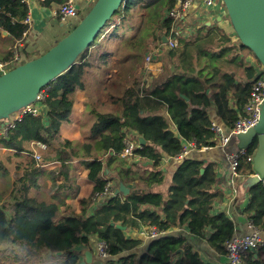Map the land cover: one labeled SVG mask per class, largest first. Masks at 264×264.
I'll use <instances>...</instances> for the list:
<instances>
[{
	"label": "trees",
	"instance_id": "16d2710c",
	"mask_svg": "<svg viewBox=\"0 0 264 264\" xmlns=\"http://www.w3.org/2000/svg\"><path fill=\"white\" fill-rule=\"evenodd\" d=\"M52 1L44 5L49 6ZM131 1L124 3L75 65L43 89L47 110L44 117L26 114L7 136L0 137V150H13L17 156L28 152L31 143L45 145L47 154L40 162L59 163V175L66 182L71 180V163L88 160L85 164L88 181L93 185L89 197L80 200L78 215L59 216V206L31 204L32 199L27 197L34 172L38 170L27 169L18 175L11 194L15 200L14 215H9L6 204L0 205V262L14 258L24 264H79L78 248L88 246L91 237L98 236L107 245L108 264H207L187 245L184 237H163L179 225L203 239L210 230V246L222 255L227 254L226 243L234 237L235 225L225 213L213 212L219 197L214 191L217 173L213 165L184 160L173 176L167 201L161 193L152 191L155 185L164 182L165 173L159 169L164 157L177 158L182 153L184 144L180 138L195 141L199 150L216 145L208 108L215 106L232 130L250 101L257 71L246 62L244 52L253 53L239 40L234 43L232 36L220 26H203L191 38L181 39L174 49L166 48L162 71L151 86L135 78L122 96L113 97L115 111H94L96 119L86 143L60 138L62 125L73 114L76 93L83 87L92 66L91 58L108 57L112 53L105 47L92 51L102 40L119 43L117 57L125 56L117 62L121 70L128 63L140 64L156 43L164 41L162 33L171 32L175 21L165 13L180 0H133L134 7L130 6ZM28 9L21 0H0V61L3 63L20 56L26 42L24 33L29 31L24 23ZM29 60L32 59L21 63ZM165 108L175 131L161 114ZM126 130L135 132L134 141L138 142L140 136L146 140L144 146L136 147L134 156L152 162L153 171H141L138 164L123 156L129 141ZM256 147L253 144L239 154L238 175L243 167L255 174L248 158L254 155ZM0 171L7 172L2 167L1 153ZM118 179L125 184L138 181L143 188L125 199L110 196L99 201L98 197L108 187L114 194L112 185ZM247 191L250 201L245 212L255 228L264 231V183H254ZM141 228L162 237L153 241L139 260L133 254L123 256L142 243L140 239L127 237V232ZM178 250L183 253L174 261ZM245 261L264 264L254 253L247 254Z\"/></svg>",
	"mask_w": 264,
	"mask_h": 264
},
{
	"label": "crops",
	"instance_id": "0c3cea01",
	"mask_svg": "<svg viewBox=\"0 0 264 264\" xmlns=\"http://www.w3.org/2000/svg\"><path fill=\"white\" fill-rule=\"evenodd\" d=\"M74 1L79 10V16L78 18H70L68 20H63L61 17L54 16L52 14L55 9L59 8L62 2L53 0L49 6H45L42 2H34L32 4L31 17L33 21L30 24V31L26 37V42L21 50L20 56H17L18 62L21 63L26 59H34L47 52L60 39H62L75 24L78 23L81 16L85 14V11L89 8L90 2L93 0ZM167 13L168 11L165 13L166 17ZM219 19H221V21H219ZM182 22L183 24H186L185 28L189 27L190 29V32L187 35H190L189 38L196 33V30L201 29L203 26H220L232 36L234 43L238 42V39L234 35V30L227 13L225 11H219V9H208L201 2H197L192 7L187 15V18H185ZM167 34L168 33L164 32L160 35L163 38ZM3 36H6V34L3 33ZM118 45L119 43L110 41V51L112 53L108 57L101 56L100 58H97L96 56H93L91 58L90 61H92V66L89 67L83 80V87L79 88L76 93L73 114L70 117V120L64 123L61 127L60 138L62 140H70L78 144L86 143L91 137L90 131L96 119L94 111L111 112L117 109V107L112 103L113 97L122 96L125 89L130 86V84L125 85L127 78L126 75L122 74V71L116 68L117 62L125 58V56L122 57V59L117 57L116 51ZM157 46L158 43L152 47V51L149 50L146 53L145 59L147 55L152 53ZM244 55L246 62L255 67V70L257 71V79L262 77L264 69L258 59H256V56L251 54L249 51L244 52ZM29 56L30 58H28ZM164 60L165 58L160 59L158 58V55H154V59L151 63L146 64L144 62L147 69L146 73L149 74V79L145 80L146 82L149 80L153 82L159 77ZM7 63L17 64L16 58L15 61L12 60ZM155 68L160 71L158 76L153 73ZM45 112L47 113L46 108ZM207 113L212 120V126H219L222 128L224 135H229V131L231 132V129L218 115L216 107L211 106L207 109ZM161 114L164 118L169 120L171 128L175 131L176 128L170 119L167 108L163 109ZM126 131L128 140L134 141L133 136L135 135V132L130 130ZM1 135H3V131L2 124L0 123V136ZM180 139L182 144L187 142L186 139ZM219 140L220 137L215 133L214 142L216 145L208 150L193 151L182 158H170L166 155L159 167V169L165 173L164 182L161 185H155L152 191L161 193L164 196L165 201H167L173 176L184 160L194 159L204 162L206 166L213 165L216 168L217 173L214 191L219 194V197L214 203L213 212L215 214L223 212L234 222V236L248 235L252 233V229L250 228L251 221L249 220V215L245 211L250 201L249 191H247L248 185L250 184L248 179L253 177V174H250V172L243 167L237 177L233 178L229 175V157L230 152L234 150V144L230 141L228 145L223 147L219 145ZM137 143V147H139V140ZM28 149V152H24L19 156H17L13 150H0L2 167L7 169V172L0 171V175L10 177L11 182L14 185L17 176L23 174L27 171V169H29V171L38 170L34 172V180L27 196L32 199L31 204L38 202L39 204L49 207L57 205L60 207V210L58 211L59 216L70 214L78 215L80 212V209L78 210L80 200L89 197L93 189V185L88 181V169L85 165L88 160H76L72 162L70 167L71 180L66 182L65 178L59 175V163L54 161L52 162V160L41 163L36 160L35 155L40 153L42 156L44 154L46 156L47 149L43 150L39 143L29 144ZM49 155L52 156L50 152ZM127 158L130 163H134L136 165L138 164V166L142 169L141 171H144L145 169L153 171L151 168L153 165L152 162L147 163L134 155L133 157ZM30 166H32V168ZM12 177H14V181ZM142 180L145 181V178ZM125 185L131 190L130 194L143 188L138 181H130ZM117 186V183L116 185H112L114 190ZM55 187L57 188L55 189ZM50 188L53 189V192L49 195ZM119 196L124 199L128 197H125L122 194ZM7 197L8 196L4 193L0 194V205H3V202ZM11 199H13V197ZM11 202L12 207L15 200L13 199ZM64 207H68V209ZM71 209H74L75 212L72 213ZM8 213L9 215H14V209L9 207ZM147 231V228H141L140 230H131L127 232V237L140 239L142 240V243L137 246L135 250L127 254L125 253L123 256L133 254L136 255L137 260H139L148 252L151 243L155 240L148 238ZM260 231L262 232L261 235L264 239V231L261 229ZM167 234L172 235L171 238L184 237L187 245L192 247V249L200 255L203 262L207 264H227L228 262L227 254L222 255L210 246L208 242V238L211 236L210 230H208V237L206 239L192 235L186 226L181 225L172 228ZM101 242L102 241L98 236H92L90 244L88 246L79 247L78 250L79 252H91L93 255L92 264H108L107 261H109V258L106 260L99 255V244ZM261 249H264V245L261 246L259 250L252 253L256 254L257 258L260 256L262 262L264 263V250L260 252ZM181 253H183V250H178L174 261L179 259V254ZM245 257L243 264H246ZM85 260L86 257L80 253V262H84Z\"/></svg>",
	"mask_w": 264,
	"mask_h": 264
},
{
	"label": "water",
	"instance_id": "95a60500",
	"mask_svg": "<svg viewBox=\"0 0 264 264\" xmlns=\"http://www.w3.org/2000/svg\"><path fill=\"white\" fill-rule=\"evenodd\" d=\"M126 1H91L77 26L74 29L72 27L47 52L32 60L14 65L11 70L0 75V123L2 129L20 110L35 104L43 89L77 63L79 56L91 48ZM222 1L235 37L243 46L253 52L264 69V0ZM163 40L166 42L165 36ZM183 98L188 100L185 96ZM138 140L139 148H141L146 140L141 136L138 137ZM231 141L234 144V150L230 152V155L246 151L250 146L256 144L257 147L253 155L255 174L248 179L250 182L248 188L254 183L264 182V102L258 124L245 133L233 135ZM117 184L113 197L121 194L126 197L130 194L131 190L122 181L118 179ZM117 227L126 231V227L121 225H117ZM163 237H172V235L166 234ZM80 253L86 257V260L79 264H92L93 255L91 252L81 251Z\"/></svg>",
	"mask_w": 264,
	"mask_h": 264
},
{
	"label": "built area",
	"instance_id": "2783aa9c",
	"mask_svg": "<svg viewBox=\"0 0 264 264\" xmlns=\"http://www.w3.org/2000/svg\"><path fill=\"white\" fill-rule=\"evenodd\" d=\"M24 4L28 6V17L25 20V24L29 26L30 31V24L32 23L33 19L31 17V9L32 4L34 2H42L45 3L48 0H21ZM201 2L206 8L208 9H219V11H225V6L222 0H180L178 5L173 8L171 11L167 13L168 17L174 19L175 23L174 26L165 37L166 42H160L161 46H165L167 49H174L177 47L179 41L181 39H187V36L190 32L189 27L185 28L186 24H183V20L187 18L189 11L192 7L197 3ZM52 14L54 16H59L63 20H68L70 18H78L79 10L75 5L74 0H67L66 2L62 3L59 8L55 9ZM29 31L24 33V36L27 37ZM162 46V47H163ZM165 47L162 48L164 52ZM160 52V49L153 51L152 53L148 54L145 63H151L154 59V55H157ZM18 56V55H17ZM16 63L9 64L3 63L0 61V75L6 73L7 71L11 70L14 65L21 64L18 62V57H16ZM46 98V90H42L39 95L38 101L35 104L27 106L20 110L17 114H15L6 127L2 129L3 135L0 137H5L9 133V131L16 127L17 123L20 122L26 114H32L34 116H43L46 114L45 112V104L44 100ZM264 102V75L258 78L252 88L251 98L249 103L245 107V113L235 124L234 129L231 130L229 135H224L222 128L217 125L213 126V131L220 137L219 145L225 147L228 145L232 139L233 135H238L241 133L247 132L249 129L255 127L261 116V107ZM43 150H46L47 147L43 144H39ZM138 146L136 141H128L126 144V148L124 150L123 156L125 157H133L134 150ZM210 148L204 147L201 150L198 149V146L195 141H187L184 144V148L182 153L180 154L179 158H182L188 155L190 152L193 151H204ZM245 151H241L239 153H235L230 155V165L228 169L229 175L233 178L238 176L239 170V154L244 153ZM37 161H41V155H35ZM248 161L253 163V156L248 158ZM113 191L110 188H106L105 192L100 194L98 197L99 201H104L110 196H112ZM250 228L252 229V233L243 236H234L231 240L226 243V250H227V257L228 262L227 264H243L244 257L252 252H255L260 249L261 246L264 245V239L262 238V232L255 228V226L250 222ZM162 234H158L155 231H151L148 233V238L150 239H157ZM99 255L108 260L109 255L107 253V245L104 242L99 244Z\"/></svg>",
	"mask_w": 264,
	"mask_h": 264
},
{
	"label": "rangeland",
	"instance_id": "374dc122",
	"mask_svg": "<svg viewBox=\"0 0 264 264\" xmlns=\"http://www.w3.org/2000/svg\"><path fill=\"white\" fill-rule=\"evenodd\" d=\"M130 6L131 7L135 6L133 0L131 1V5ZM196 32H197V30H196ZM100 47H106V48H108L110 50V40H102L101 43L98 45V47L93 49L92 51L94 52L96 49H99ZM162 48L163 47L158 42V46L155 48V50L160 49V52L157 54L158 58H160V59H164L165 55H166V53L162 51ZM151 51H152V49H151ZM145 56L146 55H144L143 60H142V62L140 64L128 63L124 67H122V69H121L122 74H125L126 77H127L125 85L131 84V81H133L135 78H138L140 80H148L149 79V77H148L149 74L146 73L147 69H146L145 64H144ZM122 57L123 56H120V59H122ZM119 66H117L116 68H118ZM143 67H144V69H143ZM159 72L160 71L157 68H155L154 71H153V73H155V75H157V76H158ZM117 81H118V79H117ZM155 81H156V79L153 82L149 80L147 82V86L152 85ZM39 155H41V154L39 153ZM44 156H45V154L43 156L41 155V159H43ZM12 179L14 181V177H12ZM48 184H50V183H48ZM46 185H47V183H46ZM52 186H53V182H52ZM13 187H14V185L12 184L10 177L0 175V194L4 193V194H6V196H8L6 198V200L3 202V204H6L8 206L7 207L8 209H9V207L12 208V209L14 208L13 206L11 207V203H12L11 200H13V199H11L13 197V196H11V193H12ZM56 188L57 187H55V189ZM52 192H53V189L50 188L49 195ZM64 208L68 209V207H64ZM79 209H80V205H79L78 210ZM71 212L74 213L75 210L71 209ZM0 264H24V263L22 261H19V260L16 261L14 258H10V259L1 261ZM25 264H27V263H25Z\"/></svg>",
	"mask_w": 264,
	"mask_h": 264
}]
</instances>
